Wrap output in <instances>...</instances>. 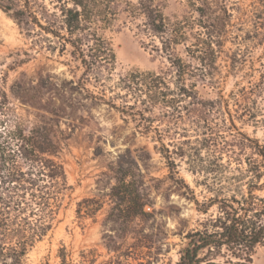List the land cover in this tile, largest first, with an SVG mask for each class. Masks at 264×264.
I'll return each instance as SVG.
<instances>
[{
    "label": "rangeland",
    "instance_id": "374dc122",
    "mask_svg": "<svg viewBox=\"0 0 264 264\" xmlns=\"http://www.w3.org/2000/svg\"><path fill=\"white\" fill-rule=\"evenodd\" d=\"M40 1L55 11L50 0ZM238 1L250 11L245 25L249 35L243 33L246 39L240 44H227L230 52L219 59L216 88H199L205 99L216 103L206 121L196 126L194 115L180 122L179 132L186 130L191 143L184 145V158L173 155L177 175L156 148L153 134H140L77 86L82 71L68 53L34 47L0 10V86L27 128L51 126L72 186L52 230L28 252V264H60L61 248L74 263L82 251L94 250L95 264H175L183 236L216 212V207L209 214L199 212L193 198L203 203L251 194L252 185L264 182V177L254 178V165L262 162L256 144L264 146V13L256 0ZM255 2L259 11L253 17ZM188 12L186 1L167 0L168 18L182 19ZM237 17L235 12V21ZM137 23L121 15L104 32L116 53L115 78L131 70L159 72L166 66ZM51 42L58 43L55 38ZM122 176L132 192L141 194L139 201L111 198ZM252 194L263 196L264 190L252 189ZM85 198L103 204L94 217L77 215L78 203ZM252 264H264V247L256 249Z\"/></svg>",
    "mask_w": 264,
    "mask_h": 264
},
{
    "label": "trees",
    "instance_id": "16d2710c",
    "mask_svg": "<svg viewBox=\"0 0 264 264\" xmlns=\"http://www.w3.org/2000/svg\"><path fill=\"white\" fill-rule=\"evenodd\" d=\"M184 1L188 14L174 20L164 13L167 0H50L55 11L40 0H0V10L34 47L68 53L82 71L77 86L118 112L140 134H153L156 148L177 175L173 155L184 158V145L191 143L186 130L179 132V124L195 115L196 126L201 125L214 110L215 101L205 99L199 88H216L220 57H228V43L237 45L246 39L243 33L251 19L238 0ZM256 2L264 13V0ZM256 2L253 17L259 11ZM121 15L138 22L139 30L153 42V51L165 59L164 69L131 70L114 77L116 53L104 32ZM258 19L256 34L263 17ZM256 149L262 162L254 165V178L261 180L264 146L257 143ZM60 152L51 126L27 128L0 86V264H28V252L55 225L72 190ZM252 189L264 190V182L252 185L251 194L214 197L203 203L193 198L199 212L209 214L213 207L216 212L183 236L175 264H252L256 249L264 247V195L252 194ZM110 196L117 202L141 199L125 176L117 178ZM102 207L96 198H85L76 212L81 218L94 217ZM59 257L60 264L96 263L94 250L82 251L76 263L68 259L66 248L60 249Z\"/></svg>",
    "mask_w": 264,
    "mask_h": 264
}]
</instances>
